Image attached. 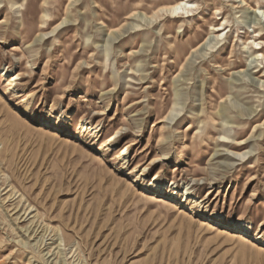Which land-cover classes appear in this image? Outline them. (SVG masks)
Returning <instances> with one entry per match:
<instances>
[{
	"label": "rangeland",
	"instance_id": "374dc122",
	"mask_svg": "<svg viewBox=\"0 0 264 264\" xmlns=\"http://www.w3.org/2000/svg\"><path fill=\"white\" fill-rule=\"evenodd\" d=\"M177 1L0 0V264H264V0Z\"/></svg>",
	"mask_w": 264,
	"mask_h": 264
},
{
	"label": "bare ground",
	"instance_id": "6f19581e",
	"mask_svg": "<svg viewBox=\"0 0 264 264\" xmlns=\"http://www.w3.org/2000/svg\"><path fill=\"white\" fill-rule=\"evenodd\" d=\"M195 0H180L177 1L176 3L172 4V5H168L167 7L162 8L159 12L162 13L163 15H165L166 17L170 18V17H178V16H186L189 15L190 13H193L194 11H196L198 9V7L193 3ZM232 2L234 3H242L245 5V3L242 0H232ZM191 16V15H190ZM226 23L216 27V26H211V36H214L212 40L209 41V43L215 42V47L220 44L221 41H223L225 38L223 36V33L220 34V32H224L226 31L227 26L225 27ZM59 29V28H58ZM257 29V27H255V30ZM255 35L257 36V38L254 40L253 42H250L249 45V51L253 50L254 56H255V60L257 62H261V64L264 66V55L262 54L261 51L264 50V43H261L258 40H261L264 35H263V30H260L259 34H257L256 31H254ZM261 33V34H260ZM227 35V34H226ZM211 42V43H212ZM210 43V44H211ZM205 44V43H204ZM202 44V46L197 49V51L195 52H200L202 51V49L204 47H208L209 44L204 45ZM211 49V47H208ZM264 77V76H263ZM17 80V78H13L11 82ZM258 82L262 83V88L264 90V81L258 79ZM174 112V111H173ZM173 112L170 113L169 118L167 119L168 121L171 120L173 121V117L174 114ZM56 134H54L55 136ZM113 140V139H112ZM222 142H226V141H222ZM126 154V153H125ZM189 199V198H188ZM237 235H230V237L235 238ZM241 239H244L243 236H240Z\"/></svg>",
	"mask_w": 264,
	"mask_h": 264
}]
</instances>
